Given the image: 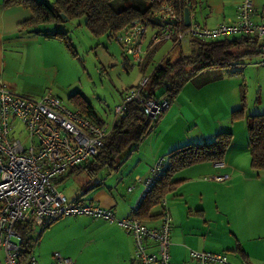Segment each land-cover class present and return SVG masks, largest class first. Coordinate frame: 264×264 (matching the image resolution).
Instances as JSON below:
<instances>
[{"label": "rangeland", "instance_id": "obj_1", "mask_svg": "<svg viewBox=\"0 0 264 264\" xmlns=\"http://www.w3.org/2000/svg\"><path fill=\"white\" fill-rule=\"evenodd\" d=\"M41 1L50 6L54 2V0ZM147 4L145 0L112 1L115 8L128 5L139 7L147 6ZM63 19L60 23L35 27L36 31L29 36L23 33L25 37L21 41L17 39V48H6V57L9 60L5 58L7 65L1 77L23 94L36 98H40L43 94H51L62 99L70 107L73 105L69 96L79 92L91 104L97 117L109 122L113 117L115 107L121 103L126 92L132 87L139 86L141 80L150 75L155 66L164 63L166 59L161 60L171 43L166 42L161 45L153 54L151 63L145 67L146 56L143 55L139 62L131 56H125L115 37L92 35L84 24V17ZM57 32L63 33L69 39L73 50L69 49L59 38L45 35ZM180 48L186 55H189L192 45L186 43L185 47ZM178 53L179 47H175L166 58L172 61ZM260 59L257 55L242 59V65L201 71V74L198 73L192 77L194 84H187L185 88H182L171 106L159 119L160 124L154 125L152 131L139 146L133 151L127 149L116 157L117 165L113 168L105 165L92 177L83 171L74 173L61 182L57 179L59 189L68 199L90 198L99 188L117 194L124 192L125 195L128 186H135L132 178L136 174H144L148 165L152 166L160 159L166 158L167 153L177 147L191 142H203L193 140H200L198 139L199 132H204L207 136L219 126H232V139L235 137L237 148L245 150L247 146L245 116L240 115L233 119L230 107L234 101L240 106L243 100L245 113L251 114L256 105L261 106L260 103L264 102V65H257ZM142 66L145 68L144 71H142ZM208 81H210L209 84L199 89L196 87ZM181 93L186 95L218 93L219 95L205 99L202 102L203 106L198 98L189 99ZM207 140L210 138L207 137L205 141ZM243 166H247L252 173L261 171L256 172L251 169L248 163ZM68 173L69 169L60 175L65 176ZM244 174L251 175L245 170ZM177 176L175 174L174 178ZM211 176L206 174L199 184L186 182L176 193L167 198V211L172 224L171 231L174 232V229L179 226L188 239L192 234L196 237L192 238L193 240L209 239V243L212 244L222 241L223 246H230L220 250L226 254L228 260L233 264H245L240 255H235L230 251V248L235 245V235L229 226L230 218L233 221V214L230 209L231 200L228 190L221 189L215 192L214 187L219 183L209 182L212 181L208 179ZM138 197H135L134 205ZM197 208L203 209L205 214H196ZM160 210L166 211L165 208H160ZM253 213L255 219H258L259 215L264 216V211H261V205L257 202L253 206ZM69 217L75 218L73 215ZM63 229L66 230L64 237L73 244V252L78 247V244L74 246L75 241L95 235L94 230L90 226H85L81 221ZM36 234L34 233L33 236ZM97 235L101 236V233L98 232ZM43 237L44 234L39 243L33 245L32 254L40 264H48L51 259L50 252L51 254L59 252L52 249L58 245V241H50L51 237L43 241ZM173 244L179 246L177 243ZM183 244L192 246L189 243ZM246 246L254 247L250 241H246ZM61 256L72 259L76 257V255ZM256 256L261 257V255ZM84 258L85 255H81V261L78 264H90L88 259L84 260ZM170 263L174 264L172 259ZM102 264L112 263L107 261Z\"/></svg>", "mask_w": 264, "mask_h": 264}, {"label": "built area", "instance_id": "obj_2", "mask_svg": "<svg viewBox=\"0 0 264 264\" xmlns=\"http://www.w3.org/2000/svg\"><path fill=\"white\" fill-rule=\"evenodd\" d=\"M154 9L148 17H138L115 35L125 56L141 61L154 45L170 42L185 47L192 39L219 40L234 35L259 39L264 65V4L256 8L251 0H242L237 8V20L206 27L190 17L184 21L171 0H148ZM192 6L191 0H184ZM149 76L139 86L132 87L115 107L109 122L98 124L78 109L68 106L51 94L40 98L14 91L0 77V264H37L30 255L25 263L19 261L21 236L15 224L22 222L37 233L52 221L66 216L85 215L114 223L133 239L132 264H171V217L166 199H162L160 223L149 225L136 216L137 205L154 185L161 173L163 158L154 163L136 204L128 215L115 216L110 208L90 202L69 201L55 182L65 170L81 165L95 156L103 139L125 113L130 102H136L150 121L167 110L166 99H147L143 91ZM228 174L212 175L209 180L221 182ZM132 186L128 188V191ZM194 264H230L224 253L190 250ZM59 252L53 253L51 264H71Z\"/></svg>", "mask_w": 264, "mask_h": 264}, {"label": "trees", "instance_id": "obj_3", "mask_svg": "<svg viewBox=\"0 0 264 264\" xmlns=\"http://www.w3.org/2000/svg\"><path fill=\"white\" fill-rule=\"evenodd\" d=\"M2 1L5 6L19 5L29 9L31 16L23 23L25 27L60 23L64 20L61 14H64L66 19L84 17V24L92 35H106L111 38L115 37L121 28L135 18L148 17L154 9V6L148 0H145L148 3L147 6L135 7L128 5L120 8H115L112 5L113 0H54L51 6L41 0ZM171 1L182 16L185 8H188L189 11L191 9V6H187L184 0ZM180 27L182 29L186 27L184 21L180 24ZM45 35L59 38L64 41L69 49L73 50L69 39L63 33L57 32ZM191 45V52L186 55L180 48L181 46L175 44L174 46L179 47L178 56L172 61L166 59L163 64H159L152 69L143 91L145 98L166 99L170 107L183 86L197 73L206 69L242 65V59L257 55L261 58L257 65L262 60L260 41L251 36L234 35L225 39L209 41L192 39ZM157 49L158 46L154 45L146 53L145 67L151 63L153 54ZM144 66H142V71L145 70ZM69 100L73 105L71 107L78 109L92 121L98 124L105 122L97 117L91 104L81 93L77 92L70 95ZM163 113L152 122L147 118L138 103H128L125 113L103 139V146L98 153L87 162L69 169V173L65 176H60L58 182L63 181L74 173L83 171H86V174L92 177L105 165L113 168L117 165L116 157L127 149L131 151L136 149L143 139L149 135ZM240 115L245 116L247 147L250 155L249 166L253 170L264 171V113H245V103L242 100L241 105L232 110L233 119ZM231 142L232 133L230 131H222L215 134L211 140L191 142L168 152L165 156L166 158L163 159L160 176L139 201L136 216L146 224L155 225V223L151 222L159 220L162 215L160 210L162 208V199L173 193L178 185V181L173 180V176L194 164L221 162ZM55 182L57 183V181ZM79 200L80 197L75 201ZM54 221L43 227L35 236H33L34 233L28 224L22 222L15 224V230L22 238L19 253L20 262L25 263L28 260V257L32 254V247L39 241L42 231Z\"/></svg>", "mask_w": 264, "mask_h": 264}, {"label": "crops", "instance_id": "obj_4", "mask_svg": "<svg viewBox=\"0 0 264 264\" xmlns=\"http://www.w3.org/2000/svg\"><path fill=\"white\" fill-rule=\"evenodd\" d=\"M241 1L242 0H192V6L189 11L190 17L206 27H214L220 23H231L237 20V8ZM251 1L256 8H260L264 4V0ZM30 16L31 13L29 9L19 5L5 6L3 1L0 0V77L3 73H5V67L7 65L5 61V58H7L6 48H17L16 45L18 38L21 41L25 36H29V34L36 31L34 29L35 27L23 26V23H25ZM23 33H26L27 35ZM165 43L166 42L160 43L158 49ZM175 47L177 46H174V44L171 43L170 48L167 50V53L163 55L161 61L167 59L166 57H168L171 50L175 49ZM7 60L9 59L7 58ZM199 74H201V72H199ZM1 80L14 91L22 93L9 82H7V84L2 77ZM193 80L194 79L191 78L183 86V88H185L187 84H191ZM209 83L210 81L204 82L200 85H196V87L199 89ZM181 94L189 99L198 98L202 105V102L205 99L219 95L218 93L204 95L202 93H190V95H186L185 93ZM44 95L45 94L40 97ZM260 105L261 106L256 105L251 114L264 113V102H261ZM238 107L239 103H235L234 101V104L231 105L230 109L234 110ZM157 123L160 124V121ZM155 126H157V124ZM213 128H215V126ZM222 131H230L233 135L232 126H219L214 130V132H210L207 136L204 135V132H199L198 134L200 137L198 139L200 140L193 141L204 142L207 137L211 140L215 134ZM226 153L230 155L226 154V157L223 158L221 162L198 163L177 172L176 174L178 176L176 178L173 176V180L178 181V185L176 190L166 197V205L167 198L176 193L180 187L186 184V182L199 184L202 182L201 178L206 174H228L230 176L229 179L218 182L219 184L214 187V191L216 192L221 189H227L228 196L231 200L230 209L233 214V221L230 218L229 226L231 227V232L235 235V245L230 248V251L235 255H240V257L245 261V264H264V216L259 215V218L255 219V215L253 213V206L256 202L261 205V211H264V171H256L257 173H252L249 171L247 166H243L247 163L249 164V149L247 146L245 147V150H243V148H237L235 137H233L231 145ZM149 167L151 166L148 165L146 167L144 174H136L132 178V182H135V186L132 185V189L130 191H128V188L131 186H128L127 191H125L127 194L125 195L124 192L123 194H119V192L117 194L112 191L99 188L94 191V195L90 196V198L83 197V201H79L90 202L100 205L101 207L110 208L116 217H125L134 206V199L140 194L144 180L149 176ZM244 170L251 173V175L244 174ZM209 182L217 183V181L213 180ZM68 200L75 201L76 199L73 198ZM196 214L204 215L205 211L201 208H197ZM79 216L80 217L75 216V218L68 216L55 220L42 231L39 240L44 234L43 241L50 237V241H58V245L52 247V249L54 251H59L61 255H76L75 259L67 257L72 260L71 264H78L81 261V255H85L84 260L88 259L90 264H102L107 261L112 264H132L134 257V245L133 239L127 231L114 223H108L106 221L94 219L85 215ZM79 221H81L85 226H90L94 230L95 235H89L88 237L81 238L80 241H75L74 246H77L78 244V247H76V251L73 252V244H71L69 240L64 237L66 230L63 228L72 226L75 222ZM151 223H155V226H157L160 223V219ZM98 232L101 233V236L97 235ZM190 236L191 238L188 239V236L182 232L179 226L174 229V232L170 233V259L173 260L174 264H194L190 258L191 249L224 253L220 250L223 249V247H230L228 245L223 246L222 241L212 244L209 243V239L193 240L192 238H196L195 235L191 234ZM246 241H250L254 247L246 246ZM37 243H39V241ZM173 243H177L179 246H175ZM183 243H189L192 246H186ZM69 249L70 252H68ZM227 251H229V249ZM31 255L34 257V254ZM50 255L51 259L48 264L53 261V252L52 254L50 252ZM256 255H261V257ZM35 260L37 264H40L36 258ZM231 263L232 262H230V264Z\"/></svg>", "mask_w": 264, "mask_h": 264}, {"label": "water", "instance_id": "obj_5", "mask_svg": "<svg viewBox=\"0 0 264 264\" xmlns=\"http://www.w3.org/2000/svg\"><path fill=\"white\" fill-rule=\"evenodd\" d=\"M61 17L65 18V15L61 14ZM189 23H190V12H189L188 8H185L184 9V24H185V26H188ZM27 264H29V263H27Z\"/></svg>", "mask_w": 264, "mask_h": 264}]
</instances>
